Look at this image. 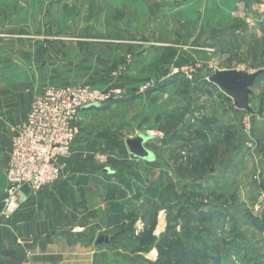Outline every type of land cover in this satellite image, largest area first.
<instances>
[{
  "label": "rangeland",
  "instance_id": "rangeland-1",
  "mask_svg": "<svg viewBox=\"0 0 264 264\" xmlns=\"http://www.w3.org/2000/svg\"><path fill=\"white\" fill-rule=\"evenodd\" d=\"M173 1L0 0V108L17 90L30 103L49 87L119 90L79 113L70 157L79 150L102 168L115 234L98 241H120L121 264L163 262L164 235L221 264H264V73L250 111L209 81L264 70V0ZM7 115L0 109L4 158L19 125Z\"/></svg>",
  "mask_w": 264,
  "mask_h": 264
},
{
  "label": "crops",
  "instance_id": "crops-1",
  "mask_svg": "<svg viewBox=\"0 0 264 264\" xmlns=\"http://www.w3.org/2000/svg\"><path fill=\"white\" fill-rule=\"evenodd\" d=\"M162 1L167 7L175 4L173 0ZM4 96L13 104L0 109L7 111L10 123L20 124L30 106L28 97L23 90ZM80 152L74 151L55 183L39 192L24 190L21 209L0 225V263L121 264L120 241H98L104 234H115V225L107 223L113 213L104 209L105 200L98 194L102 168L81 163ZM8 158V152L5 158L0 157V209Z\"/></svg>",
  "mask_w": 264,
  "mask_h": 264
},
{
  "label": "built area",
  "instance_id": "built-area-1",
  "mask_svg": "<svg viewBox=\"0 0 264 264\" xmlns=\"http://www.w3.org/2000/svg\"><path fill=\"white\" fill-rule=\"evenodd\" d=\"M119 94V90L49 87L32 100L25 119L10 139L0 225L21 209L25 189L39 192L61 177L78 135L79 113Z\"/></svg>",
  "mask_w": 264,
  "mask_h": 264
},
{
  "label": "trees",
  "instance_id": "trees-1",
  "mask_svg": "<svg viewBox=\"0 0 264 264\" xmlns=\"http://www.w3.org/2000/svg\"><path fill=\"white\" fill-rule=\"evenodd\" d=\"M209 145L205 142L198 148V154L201 162L207 164L211 157L209 156ZM199 162V163H200ZM198 163V162H197ZM198 163V164H199ZM197 164V165H198ZM215 218V214H209V213H203L201 212L199 215V219L202 222L206 221H212ZM146 228L144 229V233L146 235H150L154 232L156 227V218L153 215V217L148 220L146 223ZM142 233V234H144ZM140 234L139 236H141ZM165 242L166 247L168 248L167 254L163 255V262H156L152 264H221L219 258L207 256V254H203L200 249L198 248H187L185 243L182 241V239L179 236L173 235V236H163L162 241L159 243L157 242L156 248L157 250L160 249L161 244ZM206 253L215 251L216 247H205Z\"/></svg>",
  "mask_w": 264,
  "mask_h": 264
},
{
  "label": "water",
  "instance_id": "water-1",
  "mask_svg": "<svg viewBox=\"0 0 264 264\" xmlns=\"http://www.w3.org/2000/svg\"><path fill=\"white\" fill-rule=\"evenodd\" d=\"M263 73L264 70H257L252 74L237 70L216 71L209 76V81L229 95L236 108L250 111L248 105V96L251 94L250 87Z\"/></svg>",
  "mask_w": 264,
  "mask_h": 264
}]
</instances>
